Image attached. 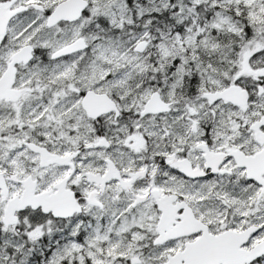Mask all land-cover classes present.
Segmentation results:
<instances>
[{
	"label": "snow or ice",
	"instance_id": "snow-or-ice-1",
	"mask_svg": "<svg viewBox=\"0 0 264 264\" xmlns=\"http://www.w3.org/2000/svg\"><path fill=\"white\" fill-rule=\"evenodd\" d=\"M0 264H264V0H0Z\"/></svg>",
	"mask_w": 264,
	"mask_h": 264
}]
</instances>
